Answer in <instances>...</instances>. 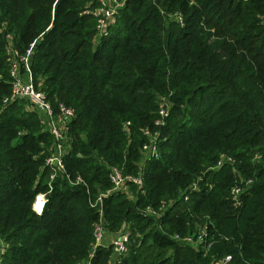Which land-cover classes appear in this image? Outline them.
Returning <instances> with one entry per match:
<instances>
[{
  "label": "trees",
  "instance_id": "obj_1",
  "mask_svg": "<svg viewBox=\"0 0 264 264\" xmlns=\"http://www.w3.org/2000/svg\"><path fill=\"white\" fill-rule=\"evenodd\" d=\"M99 5L0 0V233L10 242L2 264L88 259L98 218L89 198L112 187L108 166L138 173L145 128L161 134L142 188L134 199L114 192L104 201L108 228L133 232L114 264H214L228 254L233 264H264V0H125L109 34L97 38L98 19L85 11ZM7 35L22 54L36 40L37 88L54 106L76 110L65 164L87 185L59 177L41 216L32 204L46 188L53 137L26 100L4 103L12 90ZM170 93L174 105L158 127L157 95ZM222 154L235 163L211 169ZM248 179L237 206L231 188ZM148 206L165 208L154 216ZM206 223L215 237L207 253L172 238ZM112 256L100 246L91 263Z\"/></svg>",
  "mask_w": 264,
  "mask_h": 264
},
{
  "label": "built area",
  "instance_id": "obj_2",
  "mask_svg": "<svg viewBox=\"0 0 264 264\" xmlns=\"http://www.w3.org/2000/svg\"><path fill=\"white\" fill-rule=\"evenodd\" d=\"M98 1L100 3L99 6L93 9H87L85 12H90L97 17V38H100L108 35L109 28L117 23L120 9L124 6L125 0ZM180 21H182L181 17ZM34 46L35 42L31 43L27 52L23 54L13 46L8 48L12 90L10 96L4 99V103L8 104L13 100H26L29 102L39 113L45 129L53 137V145L50 148V154L47 156L45 161V167L49 168V172L46 176V188L35 194L32 204L33 211L37 215L41 216L47 208L50 200V194L54 189L55 181L59 177L66 178L70 185H87V183L80 174L73 178L67 172L65 164V156L70 151L74 140V135L71 132V125L76 118V110L73 106H70L62 101L58 102L57 105L54 106L48 96V93L45 90L37 88L31 69V55ZM21 68H24V70ZM170 108L171 107L164 105L159 108V117L155 121L156 126L160 127L167 124ZM129 124V122L126 123L125 128H127ZM143 134L147 137V141L141 148V152L144 155L142 156L141 163H138V173L126 174L124 173L123 168L119 166H108V177L112 187L99 192L95 196L91 195L89 198L90 206L95 209L98 215L93 228L95 241L93 244V253H91L90 259L93 258L95 252L100 246H111L113 254L121 256L128 252L129 247L132 244L133 232L128 224H124L117 233L112 235V238L108 235V223L105 214L104 201L114 192H123L128 195L131 194L128 190V187L131 185L142 188L144 184V171L146 163L159 155L158 144L161 131L159 129L152 130L150 128H145L143 130ZM259 157L260 155H256L255 159H259ZM227 162L234 164L235 158L233 156L222 154L216 166L211 169H218ZM252 182L253 179L243 180L242 184H236L231 188V195L234 199L235 205H241L240 197L244 192L250 189ZM198 190H200L199 179L195 180L189 188L183 192V197L187 200L189 199L191 193ZM164 208L165 207H162L159 211L148 206L145 213L160 216ZM172 238L177 242L191 245L199 250H203L205 253L209 251L215 242V237L209 232L208 223L205 225H199L197 232L193 234L182 235L177 233L173 235ZM8 247L7 240L0 233V264L3 262V258L8 250ZM90 259L89 264H91ZM214 264H233V256L231 254L223 256L217 259Z\"/></svg>",
  "mask_w": 264,
  "mask_h": 264
},
{
  "label": "rangeland",
  "instance_id": "obj_3",
  "mask_svg": "<svg viewBox=\"0 0 264 264\" xmlns=\"http://www.w3.org/2000/svg\"><path fill=\"white\" fill-rule=\"evenodd\" d=\"M6 1V0H5ZM17 10H18V14L19 13H21L22 11L20 10V3H17ZM178 17H180V14H178ZM3 30V27H2V25L0 26V31H2ZM33 42H36V40L35 41H33ZM32 42V43H33ZM7 46H8V48H10L11 46H13V44H12V37L10 36V35H7ZM8 51V54H9V49L7 50ZM9 59V58H8ZM22 70H24V68H21ZM38 80H37V82H38V86H40L41 85V83H42V81L40 80L41 79V77H39L38 76ZM4 79V77L2 76V74L0 73V80H3ZM170 95H171V93L170 94H158L157 95V102H158V104H159V106L161 107V106H169V107H173V105H174V102L171 100V98H170ZM25 104H24V107H25V109L26 110H28V111H36L35 110V108H34V106H32L29 102H24ZM72 149V147L70 148V150ZM141 154H142V156L144 155L142 152H141ZM225 155H227V156H231V155H228V154H225ZM139 163H141V160H139L138 161ZM128 190H129V192L131 193V194H127V196L129 197V198H132L133 199V197L135 198L136 197V191L137 190H139V188L137 187H134V186H129L128 187ZM178 195H180V193L178 194ZM108 235H110V238H112V235H114L115 234V232H113V231H111L109 228H108ZM111 240V239H110ZM7 244H8V246H10V242H8L7 241ZM91 253H93V246L91 247V249H90V255H91ZM95 255H96V252H95V254H94V256H93V258L95 257ZM89 259H90V257L88 258V259H85L83 262H82V264H89ZM115 259H116V256H114V254H113V256L111 257V261H110V263L109 264H114V262H115ZM92 259H90V261H91ZM92 264V263H91Z\"/></svg>",
  "mask_w": 264,
  "mask_h": 264
}]
</instances>
